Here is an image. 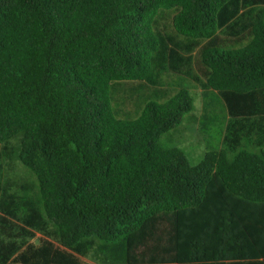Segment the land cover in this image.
<instances>
[{
	"label": "trees",
	"instance_id": "1",
	"mask_svg": "<svg viewBox=\"0 0 264 264\" xmlns=\"http://www.w3.org/2000/svg\"><path fill=\"white\" fill-rule=\"evenodd\" d=\"M167 74L197 163L160 142L187 88L113 98ZM0 264H264V0H0Z\"/></svg>",
	"mask_w": 264,
	"mask_h": 264
},
{
	"label": "rangeland",
	"instance_id": "2",
	"mask_svg": "<svg viewBox=\"0 0 264 264\" xmlns=\"http://www.w3.org/2000/svg\"><path fill=\"white\" fill-rule=\"evenodd\" d=\"M195 70H198L195 67ZM168 83L167 92L163 90L159 92L157 87L148 86L146 90L139 89L138 81L128 82L120 91L113 92V98L117 97V105H123L122 117L135 118L140 113L146 100H154L164 102L167 98L174 94L179 88H187L191 93L195 109L191 114L184 117L181 125L165 133L161 137V144L167 147L177 146L182 148L187 154L190 162L197 163L203 157L204 153L211 148L220 146V140L217 133V126L210 125L208 128L203 126V119H200L197 110L200 111L202 106V95L200 86H194L193 82L187 77H179L177 75H165V82ZM158 93V95H157ZM167 94V95H166ZM208 114L213 122H217V115L221 114L220 109L210 108ZM193 116V117H192ZM7 174L9 176H27V171L18 162H13L10 166L5 164Z\"/></svg>",
	"mask_w": 264,
	"mask_h": 264
}]
</instances>
